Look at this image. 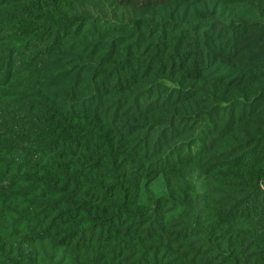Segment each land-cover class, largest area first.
I'll use <instances>...</instances> for the list:
<instances>
[{
  "label": "trees",
  "instance_id": "1",
  "mask_svg": "<svg viewBox=\"0 0 264 264\" xmlns=\"http://www.w3.org/2000/svg\"><path fill=\"white\" fill-rule=\"evenodd\" d=\"M0 264H264V0H0Z\"/></svg>",
  "mask_w": 264,
  "mask_h": 264
}]
</instances>
